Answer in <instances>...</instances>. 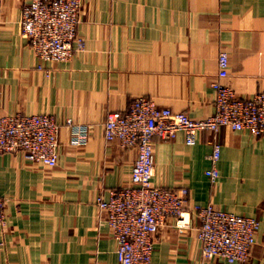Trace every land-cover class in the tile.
Listing matches in <instances>:
<instances>
[{"label":"crops","instance_id":"0c3cea01","mask_svg":"<svg viewBox=\"0 0 264 264\" xmlns=\"http://www.w3.org/2000/svg\"><path fill=\"white\" fill-rule=\"evenodd\" d=\"M29 1L0 0V116L53 115L88 126L90 139L73 146L65 126L55 168L24 153L0 154L9 227L0 228V264H121L97 200L131 184L138 151L105 139L107 114L145 96L194 119L209 117L223 51L230 66L222 82L242 98L263 91L264 0H83L85 48L61 63H43L23 36ZM215 143L220 177L212 181ZM154 144V183L188 189L187 208L214 205L260 220L257 243L240 264H264V137L224 128L200 133L192 147L182 133ZM192 223L181 233L166 221L152 264H238L205 261L194 215Z\"/></svg>","mask_w":264,"mask_h":264},{"label":"built area","instance_id":"2783aa9c","mask_svg":"<svg viewBox=\"0 0 264 264\" xmlns=\"http://www.w3.org/2000/svg\"><path fill=\"white\" fill-rule=\"evenodd\" d=\"M83 0H30L23 7L21 27L37 57L43 62L71 61L83 51L85 41L79 35ZM229 54L219 57V80L215 112L194 119L184 112L160 107L155 99L138 97L126 112L110 111L104 124L105 139L123 149H137L131 184L114 190L109 198L99 197L102 220L117 242L121 264H152L156 238L167 220L181 233L193 229V215L199 221L198 239L205 261L224 260L244 263L257 243L261 222L257 218L236 215L214 205L187 208L189 190L171 189L154 183L155 144L159 137L171 141L184 134L188 146L197 144L202 132L218 134L224 128L264 137V90L251 97H238L222 82L228 76ZM40 69L43 66L40 65ZM64 126L72 128V145L86 146L90 128L67 121L61 123L49 114L0 116V154L24 153L31 163L55 168L59 164L60 135ZM222 147L215 143L213 167L207 176L216 181ZM6 201L0 195V228L8 229Z\"/></svg>","mask_w":264,"mask_h":264},{"label":"rangeland","instance_id":"374dc122","mask_svg":"<svg viewBox=\"0 0 264 264\" xmlns=\"http://www.w3.org/2000/svg\"><path fill=\"white\" fill-rule=\"evenodd\" d=\"M72 122V121H71ZM65 127V126H64ZM63 127V128H64ZM60 151H61V147H60ZM31 163V162H30ZM33 164H35V163H33ZM5 208H6V204H5ZM5 214H6V211H5ZM6 217H7V214H6ZM7 220H8V218H7ZM9 228V227H8Z\"/></svg>","mask_w":264,"mask_h":264}]
</instances>
